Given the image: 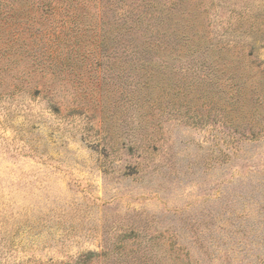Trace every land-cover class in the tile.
I'll return each mask as SVG.
<instances>
[{
  "label": "rangeland",
  "instance_id": "1",
  "mask_svg": "<svg viewBox=\"0 0 264 264\" xmlns=\"http://www.w3.org/2000/svg\"><path fill=\"white\" fill-rule=\"evenodd\" d=\"M132 1L0 0V264H264V0Z\"/></svg>",
  "mask_w": 264,
  "mask_h": 264
},
{
  "label": "trees",
  "instance_id": "2",
  "mask_svg": "<svg viewBox=\"0 0 264 264\" xmlns=\"http://www.w3.org/2000/svg\"><path fill=\"white\" fill-rule=\"evenodd\" d=\"M134 1V0H133ZM133 1L131 3H133ZM16 11V9L14 8H9L8 10L4 9V8H0V85L4 84L5 81V77L9 74V70H11L9 67V64L13 61H15L13 59L12 54H14V44L11 43V39L8 40H3L4 36L2 34L5 33V31L10 27L11 23H14L15 19H16V13L14 12ZM151 12H147L148 15H151ZM1 21L4 22L1 23ZM136 22H134L135 24ZM134 24L130 25V28H132L134 26ZM138 24V21H137ZM4 26V30L2 29V27ZM157 44L154 42H150L148 48L149 49H155L157 50ZM216 63H219L218 61H216ZM214 64L213 65V70L215 72H212L210 74H208V76L211 78L210 82L213 85H219L221 83H225L228 79L233 77V74L229 72L228 70V64L226 61H223L221 64ZM6 66V67H5Z\"/></svg>",
  "mask_w": 264,
  "mask_h": 264
}]
</instances>
